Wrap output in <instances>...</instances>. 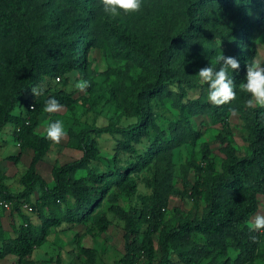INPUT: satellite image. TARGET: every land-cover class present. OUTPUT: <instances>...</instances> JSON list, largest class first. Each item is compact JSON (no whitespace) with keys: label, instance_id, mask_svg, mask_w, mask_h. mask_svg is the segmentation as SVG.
<instances>
[{"label":"trees","instance_id":"16d2710c","mask_svg":"<svg viewBox=\"0 0 264 264\" xmlns=\"http://www.w3.org/2000/svg\"><path fill=\"white\" fill-rule=\"evenodd\" d=\"M102 9L100 0H0V49H11L6 62L0 59V135L7 125H14L21 153L33 152L22 178L23 191L11 192L0 175V195L14 203L11 211L16 214L23 213L21 205L28 203L33 207L32 213L43 218V225L38 227L22 214L23 224L15 229L16 236L4 238L0 231V259L13 255L18 264H34L32 253L43 243L49 227L63 221L83 223L95 209L105 206L106 200L109 210L125 224V253L113 264H196L202 260L214 263L224 257L223 264H230L228 248L238 251L234 264H254L264 253V230L249 228L264 199V108H247L250 94L241 91L240 84L246 82V63L255 59L256 43L264 33V0H153V5L143 10L147 19L159 15L152 34L155 51L144 50L137 44L138 32L132 37L126 35L119 30L122 21L107 18L120 43L140 51L142 66L152 72V80L142 85L133 104L136 122L125 128L110 123L74 132L70 146L84 155L56 166L54 187L49 189L41 184L42 198L36 204L30 202L36 184L42 182L38 166L52 145L46 136L36 133L46 101L55 97L63 107H72L73 96L54 86L67 83L72 72L92 86L88 53L110 51L96 24L102 20ZM222 54L237 58L240 69L229 70L236 99L217 107L209 101L208 85L200 83L197 73L210 65L218 70L217 56ZM124 55L135 59L129 52ZM56 78H60L59 82ZM172 86L178 90L173 91ZM34 87L43 90L40 96L32 94ZM183 89L199 91L198 96L184 98L180 92ZM155 98L173 104L177 121L171 125L168 141H159L147 152L138 154L129 142H140L143 135H149L147 123L155 124L150 100ZM232 113H237L245 125L246 151L238 153L233 142L219 134L217 141L224 158L222 171L217 172L210 146L203 143L201 160L195 165L197 178L186 193L195 210L185 216L177 210L174 220H165L174 195V149L195 144L203 133L198 125L203 129L221 125L228 133ZM103 133L123 136L119 146L139 160L107 174L93 171L90 163L98 158V143L93 134ZM21 153L7 159L18 162ZM152 160L155 168L153 177L148 179L153 189L151 199L144 200L140 210H125L115 189L120 187L126 197L134 195L137 185L129 179V172L138 171ZM81 170L87 171L86 176L76 177ZM61 205H66L65 210L58 215ZM46 210L50 211L49 217L43 215ZM97 224L105 231L111 221L99 216ZM141 224L147 225L143 232ZM154 235L158 236L159 258ZM195 235L204 242L197 241ZM83 252L93 263L94 250L84 248Z\"/></svg>","mask_w":264,"mask_h":264},{"label":"rangeland","instance_id":"374dc122","mask_svg":"<svg viewBox=\"0 0 264 264\" xmlns=\"http://www.w3.org/2000/svg\"><path fill=\"white\" fill-rule=\"evenodd\" d=\"M152 5L153 0H142V8L138 13L127 15L121 13L120 16L115 18L108 16L103 9L100 11L102 20H99L96 24H99L102 38L110 51L105 53L90 51L88 53V71L94 84L86 92H79L74 88L75 82L84 79L77 72H72L68 75L69 81L67 83L54 86L55 89L70 93L75 99V103L70 108L62 107L56 113L44 112L40 117L36 133L46 136L47 125L60 120L63 122L67 135L60 143L52 142L49 152L39 164L38 173L42 177V182L36 184L30 196V202L36 204L38 199L42 198L43 189L41 184H44L49 189L54 187L56 166L79 160L84 155L83 151L70 146V138L74 132L90 126L104 127L110 123L125 128L129 124L136 122L133 104L136 102V96L142 89V85L152 80V72L149 68L142 66L140 51L131 50L125 44L120 43L112 30L111 24L107 22V18L122 21V27L119 30L126 35H131L132 37L135 32H138L140 35L138 41H136L137 44L144 50L155 51L157 46L152 34L155 29V20L159 15L147 19L143 10L144 7H151ZM256 48L257 54L254 60H260L264 63V33L257 41ZM10 50V47L0 49V59L3 63L9 59ZM127 52L131 53L136 60L125 57L124 54ZM142 72H145L144 76L141 75ZM180 92L184 98H196L199 93V91L189 89H183ZM150 106V114L154 117L155 124L151 125L150 121L147 123L148 129L146 130H148L149 135H143L140 142H129L130 146L134 147L138 154L147 152L159 141H168L171 138V125L177 121L176 109L170 101L155 98L150 100ZM228 122V133L221 129V125L204 129L198 125L197 128L203 131L201 138L195 144L187 143L174 149V195L171 198L170 207L167 209L165 220H174L177 210L181 211L184 216L192 214L195 210L194 202L186 196V193L197 178L195 165L201 160L203 143H207L210 146L216 161L215 169L217 172L222 171V160L224 158L221 144L217 141L219 134L230 139L237 148L238 153L246 151V128L243 121L237 113H232L228 118ZM15 131L14 125H7L0 135V175L2 176V183L11 192L19 193L24 189L22 178L28 171L33 152L24 151L21 153L20 142ZM93 135H95L94 137L98 143V158L90 163L93 171L107 174L139 160V157L135 154L119 146V140L123 139L120 134L103 133ZM159 137L162 140H159ZM19 153L21 155L18 162H12L7 159L9 156H17ZM154 163L155 160H152L150 164L140 167L138 171L132 169L129 172V179L135 180L137 185L134 195L126 197L120 187L115 189V192L119 195L120 204L125 210L133 208L140 210L143 208L144 200L149 201L151 199L153 189L148 184V179L150 180L153 177ZM86 174L87 171L81 170L76 174V177H83ZM109 191L107 190V193ZM105 203V206L95 209L93 215L83 223L63 221L58 226L49 227V232L43 243L35 248L32 253L31 259L34 264H113L115 260L122 257L126 248L124 239L125 224L123 220L118 219L109 210V201L105 200ZM65 206H60L58 215L62 214ZM22 214L27 216L34 225L38 227L43 225V218L37 212L27 213L23 211V213L16 214L11 210L0 208V231L3 233L4 238L16 236L15 229H18L23 224ZM259 214L264 215V199L262 200ZM43 215L49 217L51 214L50 211L46 210ZM99 216H105L111 221L105 231H101L98 227L97 218ZM146 227V224H141V231H145ZM195 239L199 242H204L201 236L195 235ZM153 241L155 250H157V235H154ZM1 248L2 243L0 242ZM84 248L94 250L95 260L93 263L89 262L83 252ZM228 249L230 264H234L238 251L232 248ZM159 257L160 253L157 250V258ZM174 259L178 261L177 258L174 257ZM17 260V257L9 255L0 259V264H18ZM225 260L226 257L218 258L214 263H209V260H202L196 264H223ZM253 263L264 264V253L260 259L258 258ZM179 264L183 263L179 262Z\"/></svg>","mask_w":264,"mask_h":264},{"label":"clouds","instance_id":"9594fccd","mask_svg":"<svg viewBox=\"0 0 264 264\" xmlns=\"http://www.w3.org/2000/svg\"><path fill=\"white\" fill-rule=\"evenodd\" d=\"M100 3L103 6V11L112 18L120 16L121 13L126 15L138 13L142 8V0H100ZM217 63L220 64L218 70L210 65L200 68L197 75L201 84L208 85L209 101L219 107L236 99L235 85L233 79L229 77V70L238 71L240 63L237 58L223 54L217 56ZM90 86L89 81L84 79H80L74 84V88L79 92H86ZM240 89L250 94V98L246 101L247 108H264V63L260 60L246 63V82L240 84ZM172 90L177 91L178 89L172 86ZM31 91L36 97L43 92L39 87H34ZM62 107L55 97H51L46 101L43 111L56 113ZM232 111L234 112L235 109ZM66 135L63 122L60 120L51 122L46 127V137L54 143H60ZM249 228L256 231L264 230V215L257 214L254 220L249 223ZM255 240L256 238L253 237L254 242Z\"/></svg>","mask_w":264,"mask_h":264},{"label":"built area","instance_id":"2783aa9c","mask_svg":"<svg viewBox=\"0 0 264 264\" xmlns=\"http://www.w3.org/2000/svg\"><path fill=\"white\" fill-rule=\"evenodd\" d=\"M60 80V78H59ZM59 80L56 81L59 82ZM31 108H33V105L30 106ZM14 206V203L12 201L6 200L4 199L1 195H0V208L5 209V210H11L12 207ZM21 208L28 213H32L33 212V207L28 204V203H23L21 205Z\"/></svg>","mask_w":264,"mask_h":264}]
</instances>
